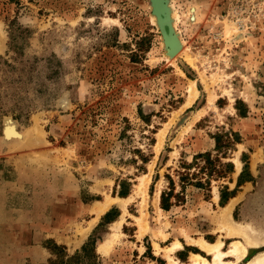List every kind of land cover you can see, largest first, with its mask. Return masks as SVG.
I'll use <instances>...</instances> for the list:
<instances>
[{
    "label": "rangeland",
    "instance_id": "374dc122",
    "mask_svg": "<svg viewBox=\"0 0 264 264\" xmlns=\"http://www.w3.org/2000/svg\"><path fill=\"white\" fill-rule=\"evenodd\" d=\"M165 2L176 51L153 0H0V264H216L202 240L247 247L225 264L264 253V0ZM228 130L234 170L182 188V162L216 158ZM169 175L183 198L166 210Z\"/></svg>",
    "mask_w": 264,
    "mask_h": 264
},
{
    "label": "trees",
    "instance_id": "16d2710c",
    "mask_svg": "<svg viewBox=\"0 0 264 264\" xmlns=\"http://www.w3.org/2000/svg\"><path fill=\"white\" fill-rule=\"evenodd\" d=\"M241 103L237 100V107L243 113V109L238 104ZM243 103V102H242ZM216 145L215 150L217 151L216 158H213L212 151L200 152L194 156L193 162H182L181 170L179 171L180 180L182 182V188H186L188 183L194 184L196 186L205 187L207 186L208 189L211 187V181L213 176L218 177H225L227 172L234 170V163L233 162H223L222 158L227 157L229 151L235 148L237 143L241 142L242 137L237 131L228 130L218 132L214 135ZM221 154V155H220ZM199 158H203L204 162L201 163ZM196 166V171L191 172V168ZM247 166V164H245ZM170 187L169 190H164L161 194V205L164 209L169 210L172 205L174 204L173 198L176 201H180L183 198L181 192H175V180L174 178L169 175ZM243 181V173L240 175V179L238 181V186ZM121 190L119 194L121 196H127L130 191V186L121 185ZM234 190H230L228 186H224L221 189V200L220 204L222 206L226 205L228 200L233 196ZM108 213L106 216H108ZM95 238L88 241L84 248V251H89V246H95L96 243Z\"/></svg>",
    "mask_w": 264,
    "mask_h": 264
},
{
    "label": "bare ground",
    "instance_id": "6f19581e",
    "mask_svg": "<svg viewBox=\"0 0 264 264\" xmlns=\"http://www.w3.org/2000/svg\"><path fill=\"white\" fill-rule=\"evenodd\" d=\"M192 14L195 16V18H196V16H198L196 8H194L192 10ZM192 19L194 20V17ZM191 93H192L191 97H193L195 95V90L193 89V87L191 88ZM5 129H6V132L9 133L8 136H10V135H12V136L20 135L19 131L16 128V125L12 121H8L7 122V125H6ZM108 207H109V203L100 204L99 213L104 212ZM231 208H232V203H229L226 207H224V209L226 211L225 213L230 212ZM235 231L238 232L239 230L235 229ZM245 233H246V231H245ZM252 242L253 243H257V241H255V239L253 237H252ZM223 243H224L223 241H218V242H215V243H211V242H208L206 240L200 241V245H201L202 248L206 249L210 253H213L214 262L216 264H225L226 262H224L222 257L227 255V254H229V253H239V252H241V254H244V253L247 252V247L244 246L239 240L233 241L232 248H230L229 251H225V250L222 249ZM178 246L181 247V244L178 243ZM193 256L196 257V259L201 264H211L212 263L208 258H206L205 256H203V255H201L199 253H195ZM247 264H264V253H261L258 256H255V259L249 261V263H247Z\"/></svg>",
    "mask_w": 264,
    "mask_h": 264
},
{
    "label": "water",
    "instance_id": "95a60500",
    "mask_svg": "<svg viewBox=\"0 0 264 264\" xmlns=\"http://www.w3.org/2000/svg\"><path fill=\"white\" fill-rule=\"evenodd\" d=\"M153 1L155 4L156 11L161 20V24L164 30L166 41L170 49L176 51L178 49V39H177V35L175 34L174 28L169 19L166 2L165 0H153ZM5 134L7 136L9 135V133L6 132V130H5Z\"/></svg>",
    "mask_w": 264,
    "mask_h": 264
},
{
    "label": "crops",
    "instance_id": "0c3cea01",
    "mask_svg": "<svg viewBox=\"0 0 264 264\" xmlns=\"http://www.w3.org/2000/svg\"><path fill=\"white\" fill-rule=\"evenodd\" d=\"M96 224V222L92 225V227ZM82 232H78V234H76L75 236H73V234L68 235L69 238H67V236L65 237L64 243H66L69 247L70 251H75L77 249H79L81 247V245L84 243V222L82 223ZM57 237V236H55ZM59 238H56V240ZM195 254V253H194Z\"/></svg>",
    "mask_w": 264,
    "mask_h": 264
}]
</instances>
